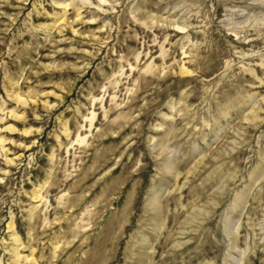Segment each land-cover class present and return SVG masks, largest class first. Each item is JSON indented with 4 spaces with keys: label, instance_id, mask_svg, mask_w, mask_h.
<instances>
[{
    "label": "rangeland",
    "instance_id": "1",
    "mask_svg": "<svg viewBox=\"0 0 264 264\" xmlns=\"http://www.w3.org/2000/svg\"><path fill=\"white\" fill-rule=\"evenodd\" d=\"M0 264H264V0H0Z\"/></svg>",
    "mask_w": 264,
    "mask_h": 264
}]
</instances>
